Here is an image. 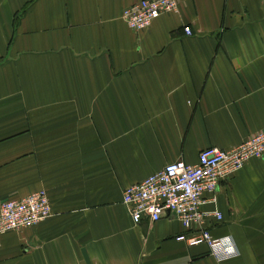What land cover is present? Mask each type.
I'll list each match as a JSON object with an SVG mask.
<instances>
[{
	"label": "crops",
	"instance_id": "obj_1",
	"mask_svg": "<svg viewBox=\"0 0 264 264\" xmlns=\"http://www.w3.org/2000/svg\"><path fill=\"white\" fill-rule=\"evenodd\" d=\"M139 1L0 0V203L43 190L52 214L1 236L0 264H264V154L203 206L222 219L202 228L238 250L227 260L121 203L264 130V0H182L134 32L121 13Z\"/></svg>",
	"mask_w": 264,
	"mask_h": 264
},
{
	"label": "built area",
	"instance_id": "obj_2",
	"mask_svg": "<svg viewBox=\"0 0 264 264\" xmlns=\"http://www.w3.org/2000/svg\"><path fill=\"white\" fill-rule=\"evenodd\" d=\"M182 0H140L123 9L121 19L134 32L147 29L153 21L167 13H176ZM185 35H191L184 27ZM264 154V130L252 135L231 149L205 148L194 165L176 161L139 183L126 187L121 203L131 219L156 222L165 213L171 214L189 231L176 239L189 247L205 245L218 262L238 255L229 237L214 238L202 228L204 219L213 216L220 221L218 211H204L207 203L216 202L215 193L221 181H228L251 159ZM47 194L39 190L20 199L0 203V237L26 227H32L51 216Z\"/></svg>",
	"mask_w": 264,
	"mask_h": 264
},
{
	"label": "water",
	"instance_id": "obj_3",
	"mask_svg": "<svg viewBox=\"0 0 264 264\" xmlns=\"http://www.w3.org/2000/svg\"><path fill=\"white\" fill-rule=\"evenodd\" d=\"M85 261H86V264H89V261L87 260V257L85 256Z\"/></svg>",
	"mask_w": 264,
	"mask_h": 264
}]
</instances>
